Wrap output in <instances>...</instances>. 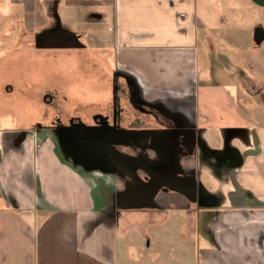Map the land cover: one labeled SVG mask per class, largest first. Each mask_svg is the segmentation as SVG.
I'll return each instance as SVG.
<instances>
[{
  "label": "crops",
  "instance_id": "0c3cea01",
  "mask_svg": "<svg viewBox=\"0 0 264 264\" xmlns=\"http://www.w3.org/2000/svg\"><path fill=\"white\" fill-rule=\"evenodd\" d=\"M224 19L223 0H0V264H119L131 227L176 214L200 264H264L259 101L206 82Z\"/></svg>",
  "mask_w": 264,
  "mask_h": 264
},
{
  "label": "rangeland",
  "instance_id": "374dc122",
  "mask_svg": "<svg viewBox=\"0 0 264 264\" xmlns=\"http://www.w3.org/2000/svg\"><path fill=\"white\" fill-rule=\"evenodd\" d=\"M223 9L224 28L213 34L212 41V52L216 55L221 53L223 58L215 57V61L212 60L210 65L212 72L206 78V82L228 84L231 88L240 84L244 90L250 87L259 103L254 107H250L249 104L242 105L243 112L246 116L253 117V120L250 118L252 122L263 124L264 41L257 46L253 40V31L257 26H262L264 29V7H259L250 0H223ZM218 60L221 61L218 63ZM36 67V74L40 76L42 72L43 76L45 72L42 69L46 68L45 62L38 61ZM50 67L54 68L55 65L50 64ZM118 90H120L117 92L119 95L121 89ZM127 91L130 95L132 87L128 85ZM20 107L24 109L26 106L20 104ZM116 107V110L120 111L125 106L116 104ZM88 138L87 142L94 145L93 135ZM176 215L179 217L175 219L166 216L158 227L155 223H150L148 232L138 226L131 227L127 237L119 239V264H200L197 251L198 236L195 231L185 230L186 222L183 215ZM144 233L148 234V238L143 237ZM124 240L133 243L128 252L121 248ZM123 245L125 246V242Z\"/></svg>",
  "mask_w": 264,
  "mask_h": 264
},
{
  "label": "water",
  "instance_id": "95a60500",
  "mask_svg": "<svg viewBox=\"0 0 264 264\" xmlns=\"http://www.w3.org/2000/svg\"><path fill=\"white\" fill-rule=\"evenodd\" d=\"M253 4L264 7V0H250ZM264 38V29L262 26H257L253 31V40L255 43H260Z\"/></svg>",
  "mask_w": 264,
  "mask_h": 264
},
{
  "label": "flooded vegetation",
  "instance_id": "af4514ba",
  "mask_svg": "<svg viewBox=\"0 0 264 264\" xmlns=\"http://www.w3.org/2000/svg\"><path fill=\"white\" fill-rule=\"evenodd\" d=\"M74 123H75V124H77L75 120L73 121V124H74ZM96 141H97V143H96V144H98V143L100 142L99 140H96V139H95V140L93 141V142H94V144H95V142H96ZM99 144H100V143H99Z\"/></svg>",
  "mask_w": 264,
  "mask_h": 264
}]
</instances>
